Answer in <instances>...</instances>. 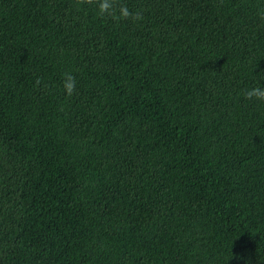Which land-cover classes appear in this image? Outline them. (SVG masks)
Returning <instances> with one entry per match:
<instances>
[{"label":"trees","instance_id":"1","mask_svg":"<svg viewBox=\"0 0 264 264\" xmlns=\"http://www.w3.org/2000/svg\"><path fill=\"white\" fill-rule=\"evenodd\" d=\"M98 4L0 0V264H264V0Z\"/></svg>","mask_w":264,"mask_h":264},{"label":"clouds","instance_id":"2","mask_svg":"<svg viewBox=\"0 0 264 264\" xmlns=\"http://www.w3.org/2000/svg\"><path fill=\"white\" fill-rule=\"evenodd\" d=\"M116 0H99V12L101 15L103 14H110L113 16L114 19H120V18H128L129 16H132L133 19H141L142 16L139 13H136L133 15L130 13V11L127 9V7L120 6L119 8V16H116L114 11ZM40 81L37 80V83ZM76 77L72 73H64L63 75V88L67 96H72L76 90ZM243 96L248 99H256L260 101H264V88L262 87H253L250 89L243 90Z\"/></svg>","mask_w":264,"mask_h":264}]
</instances>
